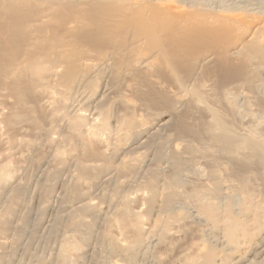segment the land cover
<instances>
[{
	"label": "bare ground",
	"instance_id": "bare-ground-1",
	"mask_svg": "<svg viewBox=\"0 0 264 264\" xmlns=\"http://www.w3.org/2000/svg\"><path fill=\"white\" fill-rule=\"evenodd\" d=\"M263 85L264 0H0V264L37 253L31 203L55 186L68 204L43 238L60 244L36 264H78L96 245L111 264H136L154 236L167 256L171 231L192 223L200 243L176 264H264V128H237L250 107L264 124ZM113 136L127 141V157L143 149L153 159L134 199L122 191L141 168L118 161ZM39 144L50 150L33 187L18 178L11 152ZM196 159L208 183L186 181L199 175ZM159 173L164 201L154 209ZM138 201L144 215L133 209ZM150 214L156 224L145 235Z\"/></svg>",
	"mask_w": 264,
	"mask_h": 264
},
{
	"label": "rangeland",
	"instance_id": "rangeland-1",
	"mask_svg": "<svg viewBox=\"0 0 264 264\" xmlns=\"http://www.w3.org/2000/svg\"><path fill=\"white\" fill-rule=\"evenodd\" d=\"M259 89V92H260V94H264V85L263 86H260V88H258ZM242 105V102H239V104H238V106H241ZM239 108V110H241L240 112H242L243 111V109H241V107H238ZM253 109L254 110V108L253 107H250L249 108V113H248V115L246 114V117L247 116H249L247 119H246V117H245V119H244V116H245V113H243V114H241V119H242V124L243 125H245L246 123V125L245 126H243V125H241V124H237V126H239V127H237L238 128V130L240 131V132H246L250 127H253V125H254V127L253 128H256V129H262V128H264V124H263V121L261 120V119H259L257 116H256V114H254V112L253 111H250V109ZM251 109V110H252ZM6 111V110H5ZM4 111V112H5ZM2 113V112H1ZM86 115H87V117L90 119L91 118V116L89 117V113L87 114V113H85ZM252 114V115H251ZM254 115V116H253ZM252 116V117H251ZM2 117L0 116V119H1ZM256 118V119H255ZM258 118V119H257ZM250 119L251 120H254V121H250ZM260 120L262 121V123L260 122ZM247 121H249V122H247ZM253 122H255V123H253ZM260 122V123H259ZM245 123V124H244ZM249 123V124H248ZM250 123H253V124H250ZM259 123V124H258ZM2 124V123H1ZM257 124V125H256ZM261 124H263V126L261 125ZM252 125V126H251ZM245 128V129H243V127ZM250 126V127H249ZM256 126V127H255ZM247 127V128H246ZM241 129V130H240ZM247 129V130H246ZM23 130H25V129H23ZM4 131V128H3V126L2 125H0V134H2V133H5V131ZM19 132H22V131H19ZM22 133H24V131L22 132ZM22 133H21V135H22ZM15 134H17L16 135V138L18 137L19 139L22 137L20 134H18V132H16ZM5 135V134H4ZM3 135V136H4ZM3 139H5L6 137H3L2 135H0ZM6 136V135H5ZM21 136V137H20ZM23 136H25V133L23 134ZM110 144L111 145H113V146H115L116 147V149L118 150V151H120V153L118 152V158L120 159H118V161L119 162H121V160H122V162L123 161H126V163H134V164H137L138 165V167H140L141 169H140V173L137 175V181L135 182V183H133V188L132 187H130V189L129 188H125L123 191H122V193H125V194H128V195H130V198L131 199H134V197H136L137 196V194L138 195H142L143 194V191H138V189H136V188H138V186H140V185H142V183H144V181H146V179H147V177H148V175H147V172H145V171H148V169L152 166V164H153V162L151 161V159H152V157H151V155L149 154L148 155V157L146 156L147 155V152H145V151H143V149H142V151H139V150H135V151H133V153H135L134 155H133V157L131 156L132 154H131V152L129 153V155L130 156H128L127 157V155H128V153H127V151H126V148H127V146H128V143H127V141H125V139L123 138V137H120V138H118V137H112L111 138V140H110ZM40 146L38 147V149L36 150V151H38V154L36 155L35 153H37L36 151H33V152H29V151H23L24 152V154H23V152H22V150H24V148L21 150H18L19 148H22V147H18V149H16V153H15V151H10L11 153H14L15 154V157H14V154H12V158H11V160H13L14 158L15 159H17L18 157V159L20 160H17V161H12V164H13V162H15V163H19L20 162V166L19 167H21V163H22V161H26V168L24 169L23 168V172L21 173V168L19 169V167L17 168L18 170H19V174H21V178L18 176V178L19 179H22L21 180V182L22 183H28L29 184V186L32 184V182H33V180L35 181V184L36 183H38L39 181H41V180H39V179H42V178H40V177H43L44 178V176L43 175H40V174H43L44 172L42 171V169L44 170V168L42 167L41 168V164H39V166H40V168L39 167H37L38 165V163L42 160V156L43 155H45V153H47V152H49V147L47 146V145H44V144H39ZM112 146V147H113ZM126 151V152H124V151ZM18 151H21V152H19L18 153ZM141 152V154L139 153V152ZM1 152V151H0ZM124 152V153H123ZM137 152V153H136ZM164 152L166 153V152H168L166 149L164 150ZM26 153V154H25ZM27 153H31V156H29V154H28V156H27ZM42 155H41V154ZM121 153H123V154H125L126 155V153H127V155H126V157H127V159H126V157H125V155H123V154H121ZM3 154H5V152L3 151ZM7 154V153H6ZM33 154V155H32ZM1 155V154H0ZM22 155H26L30 160V162H28L27 161V157L25 158H23V156ZM145 156L147 157L146 158V160L144 159L145 158ZM32 159H31V158ZM144 157V158H143ZM20 158H23V159H20ZM131 160H130V159ZM2 158L0 157V160H1ZM124 159V160H123ZM134 159V160H133ZM148 159V160H147ZM144 160V161H143ZM153 160V159H152ZM196 160H200V161H196V164H198V168H199V175H198V177L197 176H195V175H193L192 173H187L188 175H186L185 176V178H187V179H189V180H186V181H191L192 180V182H193V180L194 181H196V182H202L203 184H205V183H208V181L210 180L209 179V177H210V173H209V171H207V169H206V167L202 164L203 163V160L201 161V159H196ZM128 161V162H127ZM130 161V162H129ZM133 161H135V162H133ZM223 161V160H222ZM143 162V163H142ZM224 162V161H223ZM29 163V164H28ZM41 163V162H40ZM201 163V164H200ZM52 164V163H51ZM15 165V167H17V164H13V166ZM22 165H24L23 163H22ZM53 165V164H52ZM142 166V167H141ZM39 168V169H38ZM205 168V169H204ZM38 169V170H37ZM223 168H220V172H219V179L221 180V183L222 184H225L226 185V183H227V181L229 180V178H228V173L227 172H225V170H222ZM163 170H165V169H163ZM38 171V172H37ZM222 171V172H221ZM37 172V173H36ZM40 172V173H39ZM144 172V173H143ZM146 173V174H145ZM217 173V172H216ZM227 173V174H226ZM190 174V175H189ZM218 174V173H217ZM40 175V176H39ZM66 176V178L65 179H67L66 181H68L69 179H70V175L71 174H65ZM34 179H33V178ZM69 177V178H68ZM196 177V178H195ZM227 177V178H226ZM31 178H32V180H31ZM157 178V179H156ZM163 178V174L162 173H159V175H156V177H155V187H156V192H154V195H153V200H154V202H153V205H154V209H156V208H158L161 204H162V202L164 201V195H163V190H164V187H165V184H164V180L162 179ZM39 180L38 182H37V180ZM226 179H228V180H226ZM26 180V181H25ZM29 180H30V182H29ZM199 180V181H198ZM20 181V180H19ZM140 183V185H139V183ZM142 182V183H141ZM195 182V183H196ZM194 183V182H193ZM196 184H198V183H196ZM228 184V183H227ZM34 185V183L32 184V186ZM28 186V185H27ZM35 186V185H34ZM33 186V187H34ZM57 186H55L54 187V191H55V193L53 194V196H51L50 198H49V195H48V191L47 190H45L44 192H43V194H42V196L40 197V196H37V197H39V200H38V198L36 199V196H34V199H33V201L35 200V202L33 203V201H32V203H31V205L33 206L31 209H33V210H35V208L37 209V211L35 212V211H33L32 210V213H36L35 214V216H33V214H32V218H37V221L40 223V231L38 230V236H39V238H38V240L36 241V243L34 244V248L37 250V253L35 254L34 252H32L33 254H32V258L30 259L29 258V256L28 257H26L25 259L26 260H24L23 261V259H22V261L21 260H19V262L21 261L22 263H24L25 262V264H36V262L38 261V259H43V258H40L41 256L42 257H46V256H49V258L48 257H46V258H44V260L46 259V261H50V258H51V256L53 257V255L55 254V252H56V250H57V246L60 244V238H54V237H52V235L51 234H49L48 236H47V238H46V241H45V236L47 235V233L46 232H48V228H49V226L51 225V221H53L54 220V218L59 214V213H57V212H59L60 211V209H61V207L67 202V204H68V201H66L65 200V198H63L62 200L63 201H61L60 199H56V197L55 196H57L56 194H57V190L59 189V187H57ZM135 187V188H134ZM109 189V187H105V191L106 190H108ZM104 191V192H105ZM136 191V193H134ZM178 191H180V192H183V191H181L180 189H178ZM140 194H139V193ZM136 195V196H135ZM43 197V198H42ZM53 197V198H52ZM58 197H59V195H58ZM57 197V198H58ZM61 197V196H60ZM59 197V198H60ZM232 199H233V202L235 203V204H237L238 203V201H239V199H238V197L237 196H233L232 197ZM66 201V202H65ZM64 202V203H63ZM66 205V204H65ZM220 206H222V202L219 204ZM47 206V207H46ZM103 206V208H105V211L107 210H109V208L108 207H106V205H102ZM133 206V209H134V211L135 212H137V213H140V214H143L144 215V212H145V210H146V206L144 205V203L142 204V203H140V201H138V202H136V203H134V205H132ZM191 206H192V204H191ZM46 207V208H45ZM193 207V206H192ZM191 207V208H192ZM136 208V209H135ZM189 208H190V205H189ZM44 209H46L45 211H44ZM106 211V212H107ZM28 211H26L25 210V207L23 208V213H22V216H25L26 215V213H27ZM109 212H111V209L109 210ZM38 214H39V217H38ZM56 214V215H55ZM53 219V220H52ZM144 223H143V228L145 229L144 230V232L146 233L145 235H147V232H148V230L152 227V226H154L155 224H156V217L154 216V215H152V214H150L149 216H145L144 217ZM42 221V222H41ZM65 221V220H64ZM63 221V223L61 224V226L59 227L60 228V230H64V228H65V224H66V222H64ZM188 223H186V225H187ZM189 225V224H188ZM188 225H187V228H188ZM189 227H191V228H188L189 229V231H188V229H187V231H180V229L178 230V233L176 232L177 230H172L171 231V233L173 232V233H175V235L174 236H172V239H173V243H172V245H173V247L175 248V250L173 251V252H170V254L168 253L167 254V256L166 255H161V252H164L162 249H161V247H162V245H161V243H159L158 242V240L156 239V236H154L155 238H153V240L151 239V243L149 242V244H147L146 245V248L144 249V251L146 252H142V254L140 253L139 254V256H138V259H137V261L135 262L136 264H140V262H141V264H153L152 262L154 261V259H155V257L156 256H158L159 254L161 255H159L160 257H162L163 258V262L161 263V264H176V261H177V258H178V256H179V253L180 252H182V251H185V250H187V249H189L190 248V246L192 245V244H194V245H197V244H199L200 243V241H198L197 239H199V236H200V226L198 227L195 223H194V226H193V223H192V225H189ZM102 229H103V224H102V220H100V222H99V224H98V226L96 227V231L97 232H99L100 230L102 231ZM202 229V228H201ZM180 231V232H179ZM41 232V233H40ZM42 237H41V236ZM153 236V235H152ZM44 237V238H43ZM175 237H177V238H175ZM40 240H41V242H40ZM44 240V241H43ZM8 242H9V240H7ZM39 241V242H38ZM43 241V242H42ZM153 241V242H152ZM40 243V244H39ZM175 243V244H174ZM149 245V246H148ZM161 247H160V246ZM154 246V247H153ZM148 247V248H147ZM147 249V250H146ZM161 249V250H160ZM35 250V251H36ZM21 252V251H20ZM19 252V253H20ZM84 252V251H83ZM19 253H18V255H19ZM85 253V252H84ZM144 253V254H143ZM21 254V253H20ZM51 254H53V255H51ZM89 254H90V256H89ZM146 254H147V256L148 257H146ZM36 255V256H35ZM37 255H38V258H37ZM86 255V257H83V256H85ZM88 255V256H87ZM142 255H144V256H142ZM40 256V257H39ZM142 256V257H141ZM149 256H150V259H149ZM31 257V256H30ZM33 257H35L34 259H33ZM92 257V258H91ZM27 258L28 259H30V260H27ZM91 258V259H90ZM77 260V263L78 264H109L110 262L112 263L113 262V260H111L112 259V257L110 258L109 256H107L105 253H103V249L100 247V246H98V245H96L94 248H93V251L92 250H90V252L89 251H87V254L85 253V254H83L82 256H81V258H76ZM145 261H143V260ZM36 260V261H35ZM80 260V261H79ZM30 261V263H28ZM32 261V262H31ZM52 261V260H51ZM27 262V263H26ZM110 263V264H111Z\"/></svg>",
	"mask_w": 264,
	"mask_h": 264
}]
</instances>
